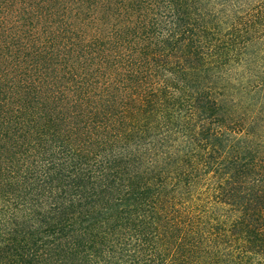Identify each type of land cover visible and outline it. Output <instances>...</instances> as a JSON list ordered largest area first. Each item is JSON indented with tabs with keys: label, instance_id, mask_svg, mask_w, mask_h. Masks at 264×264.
Wrapping results in <instances>:
<instances>
[{
	"label": "trees",
	"instance_id": "obj_1",
	"mask_svg": "<svg viewBox=\"0 0 264 264\" xmlns=\"http://www.w3.org/2000/svg\"><path fill=\"white\" fill-rule=\"evenodd\" d=\"M229 1L0 0V264H264V126L207 76L264 93V0Z\"/></svg>",
	"mask_w": 264,
	"mask_h": 264
},
{
	"label": "rangeland",
	"instance_id": "obj_2",
	"mask_svg": "<svg viewBox=\"0 0 264 264\" xmlns=\"http://www.w3.org/2000/svg\"><path fill=\"white\" fill-rule=\"evenodd\" d=\"M228 1L208 0L207 3L211 5L217 3L215 9L218 10L228 4ZM258 45L252 44L253 48L249 47L248 49L251 55L244 57V59L255 60L253 51L256 50ZM239 61H234L229 66L219 67L217 68L220 69L218 71L217 69L209 70L207 72L209 82L211 81L214 85L216 95L223 99L225 114H229L227 116L231 117L233 111H236L244 119V122H253L256 127L264 126V93L261 91L256 92L253 88L244 86V83L248 80L247 77L251 75V67L248 64L239 65ZM260 64L264 65V62L260 61ZM259 69L264 73V69Z\"/></svg>",
	"mask_w": 264,
	"mask_h": 264
}]
</instances>
